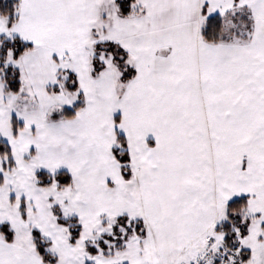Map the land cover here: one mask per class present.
<instances>
[{"label": "snow or ice", "instance_id": "1", "mask_svg": "<svg viewBox=\"0 0 264 264\" xmlns=\"http://www.w3.org/2000/svg\"><path fill=\"white\" fill-rule=\"evenodd\" d=\"M0 264H264V0H0Z\"/></svg>", "mask_w": 264, "mask_h": 264}]
</instances>
